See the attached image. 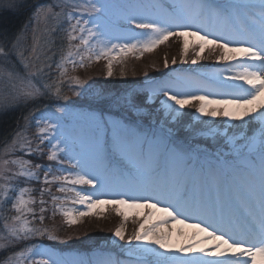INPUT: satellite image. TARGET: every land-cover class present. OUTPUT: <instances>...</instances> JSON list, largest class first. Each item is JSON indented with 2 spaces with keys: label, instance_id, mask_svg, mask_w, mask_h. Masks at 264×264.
Listing matches in <instances>:
<instances>
[{
  "label": "snow or ice",
  "instance_id": "obj_1",
  "mask_svg": "<svg viewBox=\"0 0 264 264\" xmlns=\"http://www.w3.org/2000/svg\"><path fill=\"white\" fill-rule=\"evenodd\" d=\"M110 7L105 0H0V10L27 11L34 29L42 25L30 48H22L20 33L11 38L0 34V79L13 89L12 101L62 102L54 112L47 105L30 112L25 128L4 149L5 156L23 155L0 158V264H264V0H130L123 17L130 27L119 33L108 26ZM62 18L69 24V50L55 65L59 82H42L52 67L42 54L50 50L49 36ZM173 37L181 42L180 63L196 65L208 58L207 50L226 67L204 84L183 75L150 79L146 96L135 90L99 92L89 102L91 110L70 111L61 89L66 63L75 71L105 60L111 78L129 56L141 59ZM14 56L26 70L34 58L36 70L19 77L11 65ZM171 64H177L175 57ZM163 67H169L167 56ZM69 80L74 95L91 92L85 80ZM157 96L163 99L153 108ZM8 107V100L0 99V109ZM186 108L194 110V123L181 135ZM32 117L38 130L35 144L25 134ZM45 142L51 163L23 158L45 157ZM21 181L25 186H19ZM32 182L44 186L39 201L28 186ZM53 184L58 192L74 195H52ZM45 193L53 219L59 212L69 227L112 206L121 217L112 235L128 245L121 246L126 259L111 254L65 258L40 243L14 250L38 238L67 242L53 229L36 226L44 224L48 211ZM69 200L81 207L63 208ZM37 202L38 214L32 207ZM6 208L15 215H4ZM129 214L138 227L126 236Z\"/></svg>",
  "mask_w": 264,
  "mask_h": 264
},
{
  "label": "rangeland",
  "instance_id": "obj_2",
  "mask_svg": "<svg viewBox=\"0 0 264 264\" xmlns=\"http://www.w3.org/2000/svg\"><path fill=\"white\" fill-rule=\"evenodd\" d=\"M45 2H51V0H44L41 3ZM69 2H71V0H69ZM105 2L111 6L109 9V28L118 33L128 30L130 26L123 17L127 12V9L124 7V5L129 3L130 0H105ZM41 27L42 25L35 26L34 29L33 25L31 24L21 33L22 48L31 47L33 35L35 34L39 36V30ZM68 27V22L62 18L59 22L58 31L56 33L50 34L49 36V39H51L53 43L48 45V49L50 50H46L42 55L47 57V63L51 64L52 67L46 69V71L49 73V76L43 77L42 82H59V69H57L55 65L58 64L61 59L67 55V52L69 50V43L67 40ZM43 40L44 38L40 37L41 44H43ZM72 43L73 45H75L78 43V41H74ZM204 55L208 58L200 60L196 65L180 63L181 42L178 40V38L173 37L167 43L161 45L153 52L145 53L143 58L141 59H136L132 56H129L123 69L117 64V66L114 68L115 75L111 78L106 77L105 60H101L99 63H91L90 66L86 69L77 68L75 71L72 70L71 63H66L65 66L68 68V73L66 77H64V83L61 84V89L63 93L68 95L69 97L67 103L70 106V111H89L91 110L89 106L91 98H93V95L99 92H103L107 95H116L135 90L140 96L148 95L146 89L150 79L164 80L168 79L169 77H174V75H183L193 77L195 81H199L200 84H204L208 82L206 80H209V78L215 72L226 67V65L224 64L215 63V57L209 56L207 50L205 51ZM165 56H167L169 60L168 68L163 67V60ZM173 57L177 59V64L175 65L171 64V60ZM191 58L192 53L190 51L189 59ZM23 63V60L15 56L11 61L12 68L16 71V73H18L19 77L27 78L29 70L33 72L36 70L35 59H31L30 63L32 64V67L29 70H26L23 67ZM122 70L125 72L124 76L120 75ZM145 72L147 73V76H145ZM203 75L207 79L201 78ZM70 77H79L81 80H85L87 85H91V92H89L86 96L74 95L69 87L71 84V81L69 80ZM195 86L197 85L194 84L193 87ZM12 91L13 89L8 86L7 81L0 79V99L6 98L9 102V106H11L10 104H16L11 99L10 94ZM162 99V96H157L156 102L152 105V107L158 108L159 101ZM47 106L50 112H54V106ZM44 107L42 109H44ZM95 107V105H92V108ZM98 110L103 111V109ZM193 111L194 110L188 108L184 109L186 115H184L181 121V135H186V133L183 131V128L185 126L189 125L190 123H194L192 116ZM38 114L39 113L37 112L36 115ZM104 114L106 116L109 114L115 115V111H113L112 113L105 112ZM33 120L34 117L30 118L25 134L30 137L35 144L38 130L33 123ZM221 123L222 120L218 118L216 124L219 125ZM251 127L255 128L256 125L253 124ZM23 128H25V121L21 122L18 130ZM7 145L3 146L0 149V158L11 159L13 157H21L23 155L21 152L17 151L14 154L5 156L4 149L7 147ZM46 145L47 142H45V145L41 146L44 148L45 157H37L33 155L30 156L31 158H28V156L23 158L31 160L34 164L41 163L47 165L51 163L46 159V154L48 151ZM56 167L57 166L53 164L54 170ZM65 167H67V165H65ZM19 186H25L23 181L19 183ZM28 186L34 189L32 195L37 199V201H39V190L44 186L40 183L35 182H32ZM83 187L87 188V186ZM56 188V184L51 185L52 195L59 197H64L65 195H67L68 197H72L74 195L73 193H60L56 190ZM43 198L48 202L45 205L48 211L44 213V224L39 225V223L37 222L36 226L53 229L56 235H58L62 240H66L67 242L60 243L59 241H49L47 240V238H38L35 240H30L29 244L40 243L45 247L50 248L58 256L65 258H70L74 255L91 257L94 255L111 254L120 259H126L125 254L121 251V246L127 248L128 245L125 241H117L116 238L112 235L115 228L121 223V217L116 215V212L112 208V206L109 205L105 206L103 209H97L95 215L82 217L80 218L81 222L78 225L69 227L65 222V217H63L59 212H57L55 218L53 219V205L49 194L45 193ZM10 203L11 202L9 201V207ZM57 203H59V201ZM61 206L66 209H79L81 207L78 204H72L70 200L63 203ZM32 207L37 210L38 214L40 208L39 203L37 202L35 205H32ZM4 215L12 216L15 215V213L14 211H10L6 208L4 211ZM29 219H31V217H29ZM134 219L135 217L129 214V220L126 225V236L132 235L138 227L136 223H133ZM187 223L192 222L187 221ZM2 224L3 222L0 221V225ZM187 230L189 233L192 231V229Z\"/></svg>",
  "mask_w": 264,
  "mask_h": 264
},
{
  "label": "trees",
  "instance_id": "obj_3",
  "mask_svg": "<svg viewBox=\"0 0 264 264\" xmlns=\"http://www.w3.org/2000/svg\"><path fill=\"white\" fill-rule=\"evenodd\" d=\"M44 0H29L30 3H41ZM28 12L24 11L19 14H14L11 11L0 10V34H6L8 37H14L18 33H22L27 27L31 25L28 18ZM150 78V77H149ZM92 100V98H91ZM57 101L46 99L36 104H10L9 108L0 109V149L9 144L16 131L18 130L22 121H25V117L28 116L37 106L42 109L45 105L54 106ZM28 158H31L28 156ZM2 231V225H0ZM29 241L21 242L16 246L19 250L25 245L29 244ZM85 250V249H84ZM91 250V249H90ZM0 259H3V253H0Z\"/></svg>",
  "mask_w": 264,
  "mask_h": 264
},
{
  "label": "bare ground",
  "instance_id": "obj_4",
  "mask_svg": "<svg viewBox=\"0 0 264 264\" xmlns=\"http://www.w3.org/2000/svg\"><path fill=\"white\" fill-rule=\"evenodd\" d=\"M245 87H247V86L245 85ZM168 227H172V225H169ZM175 228H176V229H181V228H183V225H175ZM184 231H185V232H188L187 229H184Z\"/></svg>",
  "mask_w": 264,
  "mask_h": 264
}]
</instances>
